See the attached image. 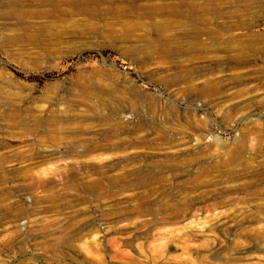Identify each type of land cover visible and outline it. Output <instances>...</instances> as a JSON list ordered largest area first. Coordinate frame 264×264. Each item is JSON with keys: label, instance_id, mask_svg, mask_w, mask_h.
<instances>
[{"label": "rangeland", "instance_id": "374dc122", "mask_svg": "<svg viewBox=\"0 0 264 264\" xmlns=\"http://www.w3.org/2000/svg\"><path fill=\"white\" fill-rule=\"evenodd\" d=\"M88 2L0 0V264H264V0Z\"/></svg>", "mask_w": 264, "mask_h": 264}, {"label": "bare ground", "instance_id": "6f19581e", "mask_svg": "<svg viewBox=\"0 0 264 264\" xmlns=\"http://www.w3.org/2000/svg\"><path fill=\"white\" fill-rule=\"evenodd\" d=\"M36 2H41L42 4H43V2L46 4V2H47V4L49 3V6H51L50 7V12L49 13H59L60 14V12H62L63 10H64V8H63V6L65 7L66 5L68 6V8H66L67 10L69 9V10H74V11H79V10H83V11H87V9H89L90 8V4H88L89 2L88 1H90V0H35ZM124 1V0H123ZM104 3V2H103ZM118 3V2H117ZM116 3V4H117ZM36 5V4H35ZM108 5V4H107ZM118 5V4H117ZM121 6H122V4H120ZM127 5V4H126ZM131 5V4H130ZM44 6V5H43ZM99 6V5H98ZM109 6V5H108ZM163 6V5H162ZM39 7V6H38ZM115 8H117V6H115ZM91 9V8H90ZM126 9H127V7H126ZM126 9H125V11H126ZM131 9V8H130ZM68 10V11H69ZM103 10V9H102ZM109 10L110 11H113L115 14H117V15H120L119 14V11H118V13L116 12V11H114L115 9H114V7H111V8H109ZM169 10V9H168ZM49 11V10H48ZM66 11V10H65ZM73 11V12H74ZM92 11V10H91ZM124 11V12H125ZM171 11V10H170ZM70 12V11H69ZM72 12V11H71ZM106 12V11H105ZM112 12V13H113ZM127 12V11H126ZM140 12V11H139ZM68 13V12H67ZM93 13V12H92ZM122 13V12H121ZM152 13H154V12H152ZM42 14V13H41ZM85 14V13H84ZM104 14V13H103ZM39 15V14H38ZM51 15V14H50ZM71 15V14H70ZM69 15V16H70ZM73 16H74V14H72ZM90 16H91V14H89ZM122 15H124V14H122ZM159 15V14H158ZM57 16V15H56ZM60 16H61V14H60ZM84 16V15H83ZM102 16V15H101ZM52 17V16H51ZM76 17V16H75ZM119 17V16H118ZM154 17H155V15H154ZM73 18V17H72ZM86 18H88V17H86ZM82 19H83V17H82ZM85 19V18H84ZM102 19H104V18H102ZM161 19V18H160ZM50 20H51V18H50ZM54 20V19H53ZM66 20H68V19H66ZM73 20V19H72ZM54 21H56V19L54 20ZM73 22V21H72ZM117 22V21H116ZM57 22H55L54 24H56ZM60 23V22H59ZM74 23V22H73ZM86 23H88V22H86ZM159 23V22H158ZM89 25V24H88ZM75 26V25H74ZM242 144V143H241ZM101 259H99V261H100ZM97 261V260H96Z\"/></svg>", "mask_w": 264, "mask_h": 264}]
</instances>
